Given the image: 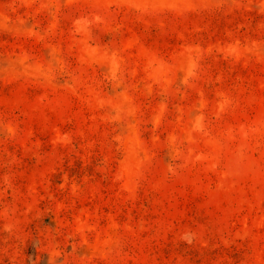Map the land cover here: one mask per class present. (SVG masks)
Masks as SVG:
<instances>
[{
    "label": "rangeland",
    "instance_id": "1",
    "mask_svg": "<svg viewBox=\"0 0 264 264\" xmlns=\"http://www.w3.org/2000/svg\"><path fill=\"white\" fill-rule=\"evenodd\" d=\"M0 264H264V0H0Z\"/></svg>",
    "mask_w": 264,
    "mask_h": 264
}]
</instances>
